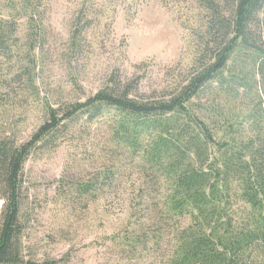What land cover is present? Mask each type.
Here are the masks:
<instances>
[{
	"label": "trees",
	"instance_id": "obj_1",
	"mask_svg": "<svg viewBox=\"0 0 264 264\" xmlns=\"http://www.w3.org/2000/svg\"><path fill=\"white\" fill-rule=\"evenodd\" d=\"M48 1L0 3V101L20 88L41 119L27 139L0 131V264H70L69 254L24 258L21 190L30 154L80 120L102 122L119 161L88 178L60 179L58 195L85 210L116 192V164L138 174L125 225L103 236L118 256L113 264H264V0H192L201 18L197 49L171 90L147 94L138 77L111 74L95 93L57 106L36 85ZM139 1L150 0H130L126 11ZM116 2H78L70 50ZM213 91L245 109L211 124L204 115L213 106L202 98Z\"/></svg>",
	"mask_w": 264,
	"mask_h": 264
},
{
	"label": "rangeland",
	"instance_id": "obj_2",
	"mask_svg": "<svg viewBox=\"0 0 264 264\" xmlns=\"http://www.w3.org/2000/svg\"><path fill=\"white\" fill-rule=\"evenodd\" d=\"M81 1H48L47 36L36 50V85L42 101L57 106L83 99L95 93L111 74L123 82L138 77L139 91L147 94L169 91L187 74L197 49L195 32L201 29L199 11L192 0L139 1L130 12L126 11L130 0H117L116 11L106 9L87 29L78 49L70 50L69 21ZM94 2L104 4L105 0ZM18 89L0 101V131L22 140L41 119L37 101L32 103ZM202 102L213 106L204 115L211 124L246 107L238 97L215 91L206 93ZM107 140L101 121L80 120L74 129L59 133L30 154L24 164L21 190L22 253L26 260L41 262L69 254L70 264H113L118 257L103 236L125 225L128 194L138 184L136 171L116 164L120 173L116 192L85 210L56 192L60 179L71 182L88 178L119 161L111 156ZM151 260L146 258L144 264Z\"/></svg>",
	"mask_w": 264,
	"mask_h": 264
}]
</instances>
